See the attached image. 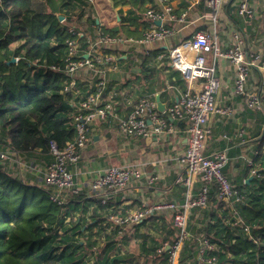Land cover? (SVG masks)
I'll return each mask as SVG.
<instances>
[{"label":"crops","instance_id":"0c3cea01","mask_svg":"<svg viewBox=\"0 0 264 264\" xmlns=\"http://www.w3.org/2000/svg\"><path fill=\"white\" fill-rule=\"evenodd\" d=\"M103 1L106 2L103 13L97 9L98 0H34V7L45 15L51 12L56 15L58 21L54 22L55 27H66L68 30L74 27L85 30L84 45H87V40L90 44L97 42L100 32L111 33V29H119L116 34L125 37L142 38L148 25L145 17L146 10L152 6L163 7L155 0ZM168 1L174 7L173 13L177 17H180L184 11H188V16L185 22L170 21V26L175 28L176 33L164 40L160 46L147 49L132 42H115L109 47H103L97 43L95 56L103 58L104 54H110L116 57L114 63L119 69H110L106 72L111 86L107 93L114 94L116 111L121 117L126 116L132 105L142 96L156 100V94L159 93L161 101L165 103L164 110L179 100L186 89L185 80L179 71L168 64L166 56L160 59L159 55H166L165 52H168L172 46L188 38L190 28L204 29L213 36H217L219 46L223 49L230 45L232 32L239 28L249 34L252 47L264 53V0H248L255 4L257 12L256 17L251 20L239 14L237 8L239 0H230L220 14L217 26H214V22L209 17L210 8L206 0ZM25 41V38H17L14 41L10 51L12 57L16 58L14 63L19 62L23 49L18 55H15L14 51ZM52 42L55 43V41ZM207 58L209 62L214 61L212 53ZM38 60L34 62L36 65L34 71L40 67ZM6 73L8 71H2L0 68V75ZM33 75L35 77L32 73V77ZM98 75L97 72L90 70V82L97 79ZM232 76V67L227 59L222 57L217 60L216 83L220 85L217 103L231 105L234 112L231 116L223 117L221 121L220 115L210 114L208 122L210 131L205 137V149L206 152H210L222 147L229 148L232 159L226 167V173L236 181L244 194L245 209L250 203L249 200L264 194V108L255 109L244 106L241 109L239 97L226 100L225 95ZM254 77L259 82L255 84L256 80L250 81V90H256L260 86V89L264 88V71L255 70ZM43 80L40 77L38 84H41ZM2 83L3 80H0V94L3 92ZM86 86L83 85V90H86ZM64 104L71 109L65 123L71 128L73 127L71 117L75 111L74 106L71 105V97L64 99ZM174 122L180 130L188 125L186 120ZM240 128L245 129L246 134L239 136ZM91 136L90 142L83 150L82 161L76 167L77 181L82 190L79 194H72L71 199L65 204L68 212L65 213L61 222L66 218L65 221L68 223L65 224L66 228L62 230V226L58 224L55 230L58 234H62L61 244H75L74 239H77L76 242L80 244H97L95 248L90 246V250L91 253L99 250L104 253L106 260L103 264H166L169 256L167 250L170 246L163 251L166 252L165 256L158 249L163 244H174L180 236V230L173 225L175 211L156 210L148 214L143 221L120 231L110 223L109 208L102 204L100 199L92 196L91 177L109 165L131 163L133 166H140L145 172L144 179L135 178V186L126 192L125 196H120L116 203L118 212L122 214L138 210L144 204H155L159 200L176 199L181 202L184 200L185 189L173 184L178 173L183 170L181 155L188 142L187 136L183 131H178L167 138L149 136L138 143L122 134L119 118L113 115L106 119L95 118L91 124ZM244 153L254 159L252 164L240 157ZM20 156L23 159L35 157L37 161L41 159L45 162L44 160L49 161L50 153H43L40 148H37L29 152H21ZM26 165L28 166L29 163ZM254 169L257 170L256 174L253 173ZM5 171L10 175L8 170ZM22 173L25 176V182L10 176L18 182L30 185H34L33 182H35L37 186L39 185L41 173H33L27 167ZM150 175L154 177L153 183H150L148 179ZM82 199L85 200L88 208H83L80 214L77 209ZM261 201L264 202V197ZM80 215L87 219L86 224L80 225L83 219ZM74 216L75 220L70 221L69 217ZM227 226L218 219L214 210L199 207L190 210L189 228L192 232L198 229L204 231L216 243L218 234L225 228L233 230L235 234L233 237L230 233L232 236L230 235L227 244H232L239 236L246 238L243 234V236L239 235L234 228ZM57 239L60 240V237ZM184 244H196V242L186 239Z\"/></svg>","mask_w":264,"mask_h":264},{"label":"built area","instance_id":"2783aa9c","mask_svg":"<svg viewBox=\"0 0 264 264\" xmlns=\"http://www.w3.org/2000/svg\"><path fill=\"white\" fill-rule=\"evenodd\" d=\"M155 1L161 3L163 7L152 6L146 10L148 25L143 37L139 39L100 32L97 42L90 44L87 40V45H84L86 31L74 27L69 29L70 36L65 40L66 48L62 62L44 65L42 68L45 72L54 70L62 75L64 86L60 92L63 99L71 97V105L75 110L71 117L73 135L63 146L51 139L50 158L49 161L44 160L45 163L41 159L37 161L35 157L23 159L18 151L9 148V137L0 123V170H8L13 178L23 182L26 181L22 173L25 167L33 173H41L39 187L47 190L52 200L63 205L71 199L72 194H79L82 190L77 181L76 167L82 161L83 150L92 138L91 124L95 118L106 119L110 115L118 117L122 134L138 143L149 136L167 138L171 134L183 131L188 139L181 155L183 170L178 173L173 184L185 189L183 201L159 200L155 204H144L138 210L119 213L116 205L119 197L125 196L124 194L135 186V178L143 180L145 177V172L140 166H133L131 163L109 165L93 174L92 196L100 199L101 203L109 208L110 223L120 231L143 221L148 214L156 210L175 211L173 225L180 230V236L174 244H163L158 249L159 252H163L170 246L167 250L169 256L166 264H219L220 253H224L226 257L233 255L231 247L228 244L226 248H221L210 235L199 229L192 232L189 228L190 210L198 207L214 210L218 219L240 232L239 235L244 234L247 239L256 243L259 240L253 234V224L244 214V194L236 181L226 173V167L232 159L229 148L222 147L210 152H206L205 149V137L210 131L208 127L210 114L220 115L221 121L223 117L231 116L234 112L231 105L217 103L220 88L216 83L217 60L226 58L232 67L233 76L225 99L239 97L241 109L244 106L263 109L264 88L260 89V86L256 90H250V81L256 80L255 70L264 71V53L254 49L249 34L239 28L232 32L231 43L224 49L220 48L217 36L204 29L190 28L188 38L172 46L165 52L166 55H159L160 59L166 56L168 64L179 71L185 80L186 89L179 100L161 112L154 98L142 96L132 105L130 112L121 117L116 111L114 94L107 93L111 86L106 72L110 69H119L114 63L116 57L104 54L101 58L94 53L97 43L109 47L115 42H132L149 49L160 46L164 40L173 36L176 30L170 26V21L185 22L188 11L177 17L173 13L174 7L168 0ZM206 2L210 8L209 17L214 26H217L219 16L230 0ZM237 8L239 14L250 20L257 15L255 4L248 0H239ZM210 53L214 55L213 62L208 61L207 56ZM90 70L99 74L97 79L91 82ZM258 82L257 79L255 84ZM83 85H87L86 90H83ZM175 120H186L188 125L180 130L175 125ZM246 132L240 128L239 136ZM240 157L249 164L254 160L246 153ZM253 173L256 174L257 170L254 169ZM148 179L153 183V176H148ZM186 239L190 242L195 241L196 244H184Z\"/></svg>","mask_w":264,"mask_h":264},{"label":"trees","instance_id":"16d2710c","mask_svg":"<svg viewBox=\"0 0 264 264\" xmlns=\"http://www.w3.org/2000/svg\"><path fill=\"white\" fill-rule=\"evenodd\" d=\"M46 15L36 10L34 0H0V68L8 71L0 75L3 80L0 123L9 137L8 147L20 154L37 148L48 153L51 139L63 146L73 135V127L65 125L71 109L64 104L60 92L64 86L62 75L54 70L45 72L42 68L62 62L64 43L70 31L66 27H55L58 17L52 12ZM118 31L110 30L113 35ZM17 38L26 41L15 49V55L23 50L19 62L14 63L10 51ZM37 59L40 67L34 71ZM32 73L42 77L43 82L38 84L32 79ZM262 196L264 194L252 199L244 209L259 242L241 236L235 238L229 244L233 255L228 264H246L240 256L245 257L247 253L252 256L259 253L260 257L255 258L253 264H264ZM67 212L65 204L52 200L47 190L18 182L5 170H0V264H77L75 250L83 244H64L57 246L55 252L50 244L53 238L61 244V236L55 230ZM228 241L223 239L218 243L217 240V243L226 248ZM96 245L90 244L93 248ZM165 253L161 254L165 256ZM224 263L223 260L221 264Z\"/></svg>","mask_w":264,"mask_h":264},{"label":"rangeland","instance_id":"374dc122","mask_svg":"<svg viewBox=\"0 0 264 264\" xmlns=\"http://www.w3.org/2000/svg\"><path fill=\"white\" fill-rule=\"evenodd\" d=\"M105 1H103V0H98V2H97V9L100 11V13H103L104 12V8L103 7H106L105 6ZM101 9H103V10H101ZM98 11V12H99ZM65 44V43H64ZM33 78H34V80H36V82L38 83V81H39V78L40 77H38V75L36 76L35 75V77H34V75H33ZM40 84V83H39ZM33 184L35 185V186H37V183H35V182H33ZM38 187H39V185H38ZM252 200V199H251ZM251 200H249V202H251ZM262 203H264V202H262ZM83 208H88L87 207V203L85 202V200H83L82 199V201L81 202H79L78 203V209H77V211L78 212H80V214H82V212L83 211H81ZM77 217V216H76ZM83 218L82 219V223H80V225L81 224H86V218H84L82 215H80V218ZM70 218V221H74L75 219V216L74 217H69ZM66 219V218H65ZM65 219L62 221V222H60V225L62 226V230L63 229H65L66 227H65V224H68V223H66V221H65ZM263 224V223H262ZM228 227V226H227ZM221 228H222V226H221ZM78 230H79V226L78 227H76V231L78 232ZM222 232L220 233V234H218V243H219V240H222V239H225V240H227V239H229V237H230V235L232 234L233 235V237H234V233H233V230H228V228L226 229H224V230H221ZM231 233V234H230ZM60 234V233H59ZM238 234H240V232H238ZM62 235V234H61ZM60 235V236H61ZM231 235V236H232ZM244 235V234H243ZM245 236V235H244ZM80 236H78V238H79ZM69 238V237H68ZM55 238H53L52 240H51V242H50V244H51V249H52V252H55V249H56V247L57 246H63L64 244H57V242L54 240ZM77 239H74V243L75 244H77ZM235 241V240H234ZM120 246L122 245V244H119ZM51 249H49V250H51ZM75 262L77 263V264H103V261H105L106 260V257L104 256V253L102 252L101 253V251L99 250V251H97V252H95V253H91V250H90V244H83V246L82 247H79V249L78 248H76V250H75ZM252 252V251H251ZM223 255V254H222ZM221 255V253H220V255H219V260H220V263L219 264H221V263H223V260H224V264H228V263H230V262H228V261H231V260H229L230 258H232V257H227L226 258V255L224 254L223 256ZM242 257V259H244V261H245V263L246 264H253V262H254V260H255V258H259L260 257V255H259V253H257V256L255 255V256H252L251 255V253H247V254H245V257L244 256H240V258ZM222 258V259H221ZM252 262V263H251ZM107 264V263H106Z\"/></svg>","mask_w":264,"mask_h":264},{"label":"water","instance_id":"95a60500","mask_svg":"<svg viewBox=\"0 0 264 264\" xmlns=\"http://www.w3.org/2000/svg\"><path fill=\"white\" fill-rule=\"evenodd\" d=\"M15 59H16L15 57H12L11 61L13 62V61H15ZM156 101H157V104H158V109L160 111H163L164 108H165V103L161 101L159 93L156 94Z\"/></svg>","mask_w":264,"mask_h":264}]
</instances>
